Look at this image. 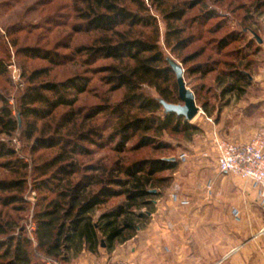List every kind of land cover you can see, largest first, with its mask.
<instances>
[{"label": "trees", "instance_id": "obj_1", "mask_svg": "<svg viewBox=\"0 0 264 264\" xmlns=\"http://www.w3.org/2000/svg\"><path fill=\"white\" fill-rule=\"evenodd\" d=\"M208 1L222 0H73L72 12L78 22L71 30L91 34L89 44L79 45L69 53L40 44L17 49L52 65L73 62L76 56H82L83 63L89 64V72L103 74L100 79L109 86V95L89 108L77 105L79 95L87 91L91 82L88 71L60 81L40 80L49 73L47 67H42L28 75V85L16 106L1 98L0 133L17 135L30 144L33 185L41 195L34 213L32 239L20 218L8 211L26 208L23 193L29 163L18 155L16 147L0 140V158H8L1 164L17 173L14 178H0V264H35L36 254L72 264V252L85 248L92 253L102 248L112 251L132 239L150 220L154 200L163 195L164 183L170 180L160 173L176 169L178 161L169 157L126 161L124 154L149 146L165 149L170 142L161 138L166 133L197 129L184 117L165 113L159 101H181L176 74L163 45L175 52L192 44L197 35H185L187 24H205L219 16ZM196 8L199 11L188 17ZM262 8L264 1H259L256 9ZM237 40V32H228L219 40L218 50ZM202 54L197 51L183 64ZM100 59L110 62L90 67ZM219 63L199 62L187 72L206 76L217 71ZM225 64L229 68L216 77L223 85L222 94H245L250 84L249 63L243 64L240 59L239 63ZM6 66L0 59V74L6 72ZM121 89L122 98L114 101L112 94ZM134 138L137 141L130 146ZM108 147L118 154L116 158L82 161ZM114 199L118 201L112 202Z\"/></svg>", "mask_w": 264, "mask_h": 264}, {"label": "rangeland", "instance_id": "obj_2", "mask_svg": "<svg viewBox=\"0 0 264 264\" xmlns=\"http://www.w3.org/2000/svg\"><path fill=\"white\" fill-rule=\"evenodd\" d=\"M72 1L0 0V59H3L7 65L6 72L0 74V106H2V97L9 99L11 104L16 106V100L28 85V75L34 69L42 67H47L49 73L40 77V80L60 81L76 73L88 71L87 75H90L91 82L87 91L79 95L77 105L89 108L101 102L102 96L109 95L107 93L109 86L100 79L103 74L89 72V64L83 63L82 56H76L73 62L52 65L45 59L31 58L17 51L18 48L23 46L40 44L46 48H55L60 53H69L79 45L89 44L92 38L91 34L85 32L74 33L71 30L73 24L78 22L72 12ZM259 1L264 0H222L215 3L208 1L210 7H215L219 11V16L208 20L205 24L192 22L187 24L185 35L193 33L197 35L192 44L175 52L163 45L166 56L170 55L182 63L187 85L197 92V105L201 111L190 122L197 125V129L180 133H166L161 139L170 142H168L169 146L167 148L156 149L149 146L129 151L124 154L126 161L142 157H174L178 161L177 168H179L189 156L191 157V155L202 151L208 152L212 156L211 160L215 162L213 148L216 136L226 140L230 139L228 134L234 130L232 126L238 123L244 125L247 120L249 121V118L245 117L248 113L255 115L254 118H251L252 121L257 122L259 120L258 115H260V112L254 111L260 106L259 102L262 101V87L264 86V8L261 10L256 9V4ZM198 11L199 8L194 9L188 13V17H193ZM159 23L161 28L164 29V22L160 19ZM231 31L237 32L240 40L232 42L222 50H218L219 40ZM252 31L263 39L261 43ZM13 42L16 43V46L12 45ZM64 45H68V47L65 48ZM197 51H203V54L195 59H189L183 64L184 59L186 60L187 57L194 55ZM240 59H243V64L249 63L247 73L250 84L247 85L245 94L241 96L236 92L223 95V85L216 81V77L222 70L229 68L225 64L226 62L239 63ZM206 61L220 62L218 70L206 76L200 73L187 72L189 67ZM108 62L110 60L100 59L90 67ZM23 74L25 76H22ZM123 94V89L118 90L112 94V99L114 101L119 100ZM177 103H182V101ZM64 110V108L60 109L61 112ZM220 124L223 125V133L220 131ZM0 140H6L11 146L16 147L18 155L29 163L28 182L23 193L26 208L15 211L8 208V211L20 218L21 225L26 227L27 234L30 237H35L31 226L35 225L34 213L37 210V201L41 193L33 185L34 176L31 174L32 167H30L32 165V155L29 151L30 144L27 145V142L17 135L8 136L3 133H0ZM136 141L137 139L134 138L129 142V145L131 146ZM47 154L51 155V152H47ZM183 154L187 155L185 159L182 158ZM117 155L108 147L98 149L92 158L85 157L82 161L89 163V161L98 160L103 156L114 159ZM6 159L8 158H0V178H14L17 173L10 167H4L1 164V161ZM174 170L160 173V175L170 177V180L164 183V192L166 191L165 188L169 187L174 179ZM116 201L118 199H114L112 202ZM3 211L6 212L7 210ZM126 250L128 249L126 248ZM112 259L121 258L115 255L109 256L105 262L107 263ZM46 260V256L36 254L33 263L47 264ZM75 260L77 261V259Z\"/></svg>", "mask_w": 264, "mask_h": 264}, {"label": "crops", "instance_id": "obj_3", "mask_svg": "<svg viewBox=\"0 0 264 264\" xmlns=\"http://www.w3.org/2000/svg\"><path fill=\"white\" fill-rule=\"evenodd\" d=\"M262 90L260 106L254 109L260 112L259 120L246 114L249 121L234 124L228 140L264 138V86ZM205 153L189 156L173 171L172 183L154 200L150 220L132 239L112 251L74 252L72 264H106L114 255L139 264H264V204L259 188L222 172L215 158L214 162Z\"/></svg>", "mask_w": 264, "mask_h": 264}, {"label": "built area", "instance_id": "obj_4", "mask_svg": "<svg viewBox=\"0 0 264 264\" xmlns=\"http://www.w3.org/2000/svg\"><path fill=\"white\" fill-rule=\"evenodd\" d=\"M214 158L222 172L253 182L258 188L264 204V138L257 136L248 142L214 139ZM205 156H209L206 152ZM187 155L183 154L182 158ZM176 198V195H173ZM35 225L31 226L34 230ZM32 239H35L34 236ZM47 264H61L54 258H47ZM106 264H139L134 259H112Z\"/></svg>", "mask_w": 264, "mask_h": 264}, {"label": "water", "instance_id": "obj_5", "mask_svg": "<svg viewBox=\"0 0 264 264\" xmlns=\"http://www.w3.org/2000/svg\"><path fill=\"white\" fill-rule=\"evenodd\" d=\"M255 36L261 43L262 38L256 33ZM166 59L175 71L179 97L182 103H170L163 98H160L159 101L162 104L165 113H176L178 116L184 117L186 121L191 122L201 111L200 107L197 105L196 95L194 91L187 85V82L185 80V69L182 63H180L170 55H168ZM169 160H175V158H169ZM153 191L156 190L154 189ZM103 246H105L104 243Z\"/></svg>", "mask_w": 264, "mask_h": 264}]
</instances>
